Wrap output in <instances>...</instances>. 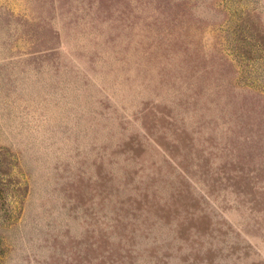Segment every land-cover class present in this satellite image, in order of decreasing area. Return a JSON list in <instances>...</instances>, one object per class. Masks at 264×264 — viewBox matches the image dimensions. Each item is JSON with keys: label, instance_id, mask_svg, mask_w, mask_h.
Returning <instances> with one entry per match:
<instances>
[{"label": "rangeland", "instance_id": "374dc122", "mask_svg": "<svg viewBox=\"0 0 264 264\" xmlns=\"http://www.w3.org/2000/svg\"><path fill=\"white\" fill-rule=\"evenodd\" d=\"M0 264H264V0H0Z\"/></svg>", "mask_w": 264, "mask_h": 264}]
</instances>
